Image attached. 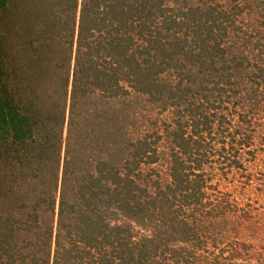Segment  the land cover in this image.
Segmentation results:
<instances>
[{"label": "trees", "instance_id": "16d2710c", "mask_svg": "<svg viewBox=\"0 0 264 264\" xmlns=\"http://www.w3.org/2000/svg\"><path fill=\"white\" fill-rule=\"evenodd\" d=\"M253 4L0 0V264H264L260 208L222 177L253 130L188 98ZM141 100L179 107L166 181Z\"/></svg>", "mask_w": 264, "mask_h": 264}, {"label": "rangeland", "instance_id": "374dc122", "mask_svg": "<svg viewBox=\"0 0 264 264\" xmlns=\"http://www.w3.org/2000/svg\"><path fill=\"white\" fill-rule=\"evenodd\" d=\"M255 9H246L236 29L224 43L226 56L220 68L229 69L211 76L210 81L195 85L189 100L202 104V108L226 122L231 132H242L247 126L253 130L250 152H243L245 177L230 172L222 175L224 185L242 203L260 208L257 226L264 224V0H254ZM188 103L182 101L181 106ZM138 111L134 128L144 125L162 135V158L159 170L169 178L172 148L171 132L178 118L179 107L153 104L149 100L135 103ZM243 116V118L241 117ZM240 120H246L243 124ZM238 134V133H237ZM239 136V135H237Z\"/></svg>", "mask_w": 264, "mask_h": 264}]
</instances>
